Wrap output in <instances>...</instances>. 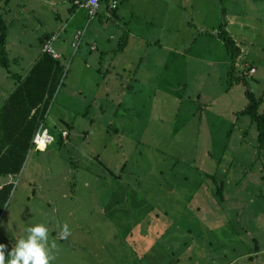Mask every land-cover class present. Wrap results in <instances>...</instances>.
I'll return each instance as SVG.
<instances>
[{
  "label": "rangeland",
  "instance_id": "rangeland-1",
  "mask_svg": "<svg viewBox=\"0 0 264 264\" xmlns=\"http://www.w3.org/2000/svg\"><path fill=\"white\" fill-rule=\"evenodd\" d=\"M70 3L0 0L10 72L47 31L62 54L53 140L28 148L0 210L5 261L43 223L50 264H264V150L239 112L245 88L264 110V0H117L88 20Z\"/></svg>",
  "mask_w": 264,
  "mask_h": 264
},
{
  "label": "trees",
  "instance_id": "trees-1",
  "mask_svg": "<svg viewBox=\"0 0 264 264\" xmlns=\"http://www.w3.org/2000/svg\"><path fill=\"white\" fill-rule=\"evenodd\" d=\"M72 8L71 5L70 9ZM215 35L229 54L232 66L234 58L239 53L238 46L222 24L216 27ZM4 43L5 25L0 16V66L7 69L8 60ZM122 46L120 43L117 49ZM61 72L62 64L59 60L42 52L23 78L13 74L16 85L0 105V175L15 174L19 171L30 146V138L56 90ZM227 74L230 76L231 71ZM243 94L246 104L239 112L247 114L254 123L256 147L264 150V110L261 112L256 110L258 100L248 89L245 88ZM10 189L11 183L0 186V210L7 200Z\"/></svg>",
  "mask_w": 264,
  "mask_h": 264
},
{
  "label": "clouds",
  "instance_id": "clouds-1",
  "mask_svg": "<svg viewBox=\"0 0 264 264\" xmlns=\"http://www.w3.org/2000/svg\"><path fill=\"white\" fill-rule=\"evenodd\" d=\"M26 231L27 237L17 241L7 261L4 255L6 245L0 244V264H50L55 259L53 249L57 248V244L55 240L49 244V228L45 224H36ZM59 235L65 240L71 235L67 224L63 225Z\"/></svg>",
  "mask_w": 264,
  "mask_h": 264
},
{
  "label": "built area",
  "instance_id": "built-area-1",
  "mask_svg": "<svg viewBox=\"0 0 264 264\" xmlns=\"http://www.w3.org/2000/svg\"><path fill=\"white\" fill-rule=\"evenodd\" d=\"M101 0H72V4L75 5L77 8H81L82 10L85 11L87 15V20L89 18H92L99 7ZM117 0H107L105 3V10H111L116 7ZM86 20V21H87ZM83 33V28L82 29H76L73 38L70 41V45L75 49L78 45V42L80 40V37ZM55 38V34H51L47 36L40 47V51L43 53H47L50 55L52 58H57L58 53L52 46V40ZM254 71L253 66H249L246 71H243L246 74H251ZM67 132L65 130L61 131V136L65 137ZM53 140V136L47 131L45 127L42 126V122L38 124V127L34 131V133L31 136L30 142L31 145L34 147H40V146H45L48 143H50Z\"/></svg>",
  "mask_w": 264,
  "mask_h": 264
},
{
  "label": "crops",
  "instance_id": "crops-1",
  "mask_svg": "<svg viewBox=\"0 0 264 264\" xmlns=\"http://www.w3.org/2000/svg\"><path fill=\"white\" fill-rule=\"evenodd\" d=\"M71 3H70V5H72L73 6V8H77L75 5H73L72 4V0H69ZM102 4H103V6L105 7V3L106 2H104V1H102L101 2ZM84 11V10H83ZM87 16V15H86ZM76 29H78L77 27H75L74 28V32H75V30ZM80 29H82V27L80 28ZM57 33H58V31H56ZM74 32H73V34H74ZM51 34H55V33H53L52 31H47V32H45L44 34H43V36L41 37V39H40V45H39V52H38V55L40 54V53H42L41 51H40V47H41V44H42V42H43V40L47 37V36H49V35H51ZM73 34H72V38H73ZM72 40V39H71ZM70 40V41H71ZM70 43V42H69ZM127 44V37H126V41L124 40V44H123V46L121 47V48H119L120 50H122V49H124L125 48V45ZM89 48L91 49V48H94V45L93 44H90L89 45ZM76 49V48H75ZM118 49V50H119ZM56 50V49H55ZM57 52V51H56ZM58 53V57L57 58H55V59H59V57L62 55L60 52H57ZM38 55L36 56V58L31 62V64L28 66V68H27V70H26V72L24 73V74H15L14 72H10V70L7 68V69H4V74H3V76H4V78L7 80V77H9L8 79H9V82H10V88H9V90H8V92H5L3 95H2V98H1V100H0V105H1V103L4 101V99L7 97V95H8V93L15 87V85H16V81H15V79H14V77H13V74L14 75H20L21 76V78H23L25 75H26V73H27V71L29 70V68L31 67V65L34 63V61H36L37 60V58H38ZM6 56H7V54H6ZM12 59V60H11ZM10 60L11 61H15L14 60V58H11ZM7 60H8V63H9V57L7 56ZM60 62V61H59ZM2 67V66H1ZM98 70V69H97ZM13 77V79H10V78H12ZM54 94V93H53ZM53 96V95H52ZM46 111H47V108H46ZM46 111H45V113H46ZM45 113L42 115V118H41V120L38 122V124L40 123V122H42V126L43 127H47L46 129H47V131L50 133V134H53L54 132H53V128L51 127V126H44L43 125V118H44V116H45ZM61 120H62V118H60ZM64 122V121H63ZM70 126V125H69ZM37 127H38V125H37ZM36 127V128H37ZM36 128H35V130H36ZM34 130V131H35ZM59 132L61 133V130L59 129ZM34 133V132H33ZM68 135V132H67V134H66V136ZM31 139V138H30ZM49 144V143H48ZM30 146H33V145H31V142H30ZM29 146V147H30ZM28 150V149H27ZM26 156V155H25ZM24 159H25V157H24ZM24 161V160H23ZM23 161H22V163H23ZM22 165V164H21ZM20 169H21V166H20ZM19 169V170H20ZM19 172V171H18ZM17 172V173H18ZM17 173H15V174H17ZM15 174H6V175H0V186L2 185V184H5V183H11V177L13 176V175H15Z\"/></svg>",
  "mask_w": 264,
  "mask_h": 264
}]
</instances>
